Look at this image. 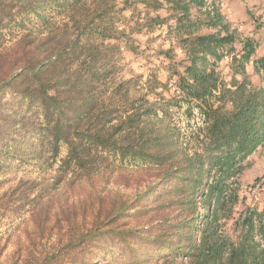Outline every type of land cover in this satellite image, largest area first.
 Here are the masks:
<instances>
[{"label":"trees","instance_id":"obj_1","mask_svg":"<svg viewBox=\"0 0 264 264\" xmlns=\"http://www.w3.org/2000/svg\"><path fill=\"white\" fill-rule=\"evenodd\" d=\"M138 2L167 10L142 27L167 26L187 60L180 72L159 51L166 83L154 68L122 76L123 49L140 51L123 13ZM238 38L207 0H0V264L56 263L71 246L77 264L108 251L117 264H264V212L233 217L229 181L264 147V55L250 38L237 52ZM83 184L114 186L103 219L82 227L54 193Z\"/></svg>","mask_w":264,"mask_h":264},{"label":"rangeland","instance_id":"obj_2","mask_svg":"<svg viewBox=\"0 0 264 264\" xmlns=\"http://www.w3.org/2000/svg\"><path fill=\"white\" fill-rule=\"evenodd\" d=\"M133 10L127 9L123 15L126 17L125 21H122L124 25L131 26L133 30V37L136 41V45L139 48V52L132 53L125 48L122 51L123 55V65H124V78H130L136 75H142L146 77L149 69H156L158 71V78L161 82L166 83L168 74L165 72V67L169 64V60L166 59L159 51L170 49L173 50L172 56L174 55V61L177 63V69L181 72L187 65V60L177 47L176 40L169 34L167 26L153 25L150 32L143 29L145 26V16L149 14L154 17L158 15L160 18H166L169 16L167 10L160 9L157 12L146 11L145 8L138 3ZM207 4H215L218 6L222 13L225 15L227 20L231 22L232 28L237 30L239 36V41L236 45L237 52H240L242 48V43L246 38H250L254 43L258 44L255 50H258L261 42H264V0H207ZM168 25H173V22H169ZM139 27H142V33L138 34L137 31ZM212 32V31H209ZM261 50V49H259ZM262 51V50H261ZM262 53V52H261ZM229 59L225 58L224 61L219 66V71L223 78H228L229 75ZM250 79L256 87H260V78H256L255 74H250ZM175 78H173V81ZM172 91V90H171ZM172 93L169 92L166 95L170 96ZM194 120V119H193ZM18 127V126H16ZM12 139H16L18 135L21 136L19 139H24L26 132L19 128H14L11 132ZM17 135V136H16ZM26 145V143H23ZM249 164L250 167L245 170L241 175L236 176L235 179L230 180L236 181L237 185L235 187L238 196V204L234 208L233 217L237 218L239 214L249 208V210H257L259 212H264V147L258 148L252 155L247 157L243 162V165ZM10 173L13 175V168H10ZM30 168L25 166V170L30 171ZM110 185L109 190H100L97 188V192L83 184L81 187H68L59 189L55 192V209L62 207H74L76 217H80L79 221L83 225L92 223L94 220L99 222L103 219L105 215V207L109 205L110 201ZM127 192H132L131 189L126 190ZM61 217H70V215L58 214ZM20 222L19 228L22 232V236L28 237L33 229V222L26 216ZM232 222H227L226 230L230 231ZM52 241L56 240L55 236H52ZM109 246V245H107ZM27 247V246H26ZM81 248L70 247L67 248L68 256L65 259L54 261V257L51 255L46 259V264H77L76 254L80 253ZM109 249V248H108ZM14 247H9L7 249V255H12ZM93 250V249H91ZM90 250V251H91ZM30 251V249H29ZM94 251V250H93ZM41 252H46L43 248ZM97 252V250H95ZM106 255V260L102 261L101 264H117L118 255L108 251ZM30 255H26L24 261L28 264L31 263ZM98 257L103 258V256L98 255ZM100 258V259H101ZM30 262V263H29Z\"/></svg>","mask_w":264,"mask_h":264},{"label":"crops","instance_id":"obj_3","mask_svg":"<svg viewBox=\"0 0 264 264\" xmlns=\"http://www.w3.org/2000/svg\"><path fill=\"white\" fill-rule=\"evenodd\" d=\"M259 49H261L262 51L259 50ZM262 55H264V42L260 43V46L258 47V50L256 51L255 57H259V56H262Z\"/></svg>","mask_w":264,"mask_h":264}]
</instances>
